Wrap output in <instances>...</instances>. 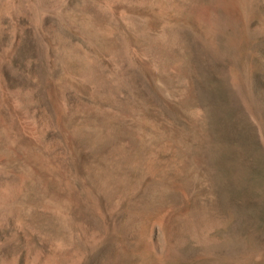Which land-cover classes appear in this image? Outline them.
Returning <instances> with one entry per match:
<instances>
[{
    "label": "rangeland",
    "instance_id": "374dc122",
    "mask_svg": "<svg viewBox=\"0 0 264 264\" xmlns=\"http://www.w3.org/2000/svg\"><path fill=\"white\" fill-rule=\"evenodd\" d=\"M0 264H264V0H0Z\"/></svg>",
    "mask_w": 264,
    "mask_h": 264
}]
</instances>
